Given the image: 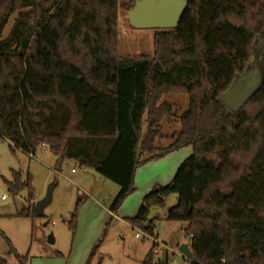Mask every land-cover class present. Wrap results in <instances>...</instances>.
Instances as JSON below:
<instances>
[{"label": "trees", "instance_id": "trees-1", "mask_svg": "<svg viewBox=\"0 0 264 264\" xmlns=\"http://www.w3.org/2000/svg\"><path fill=\"white\" fill-rule=\"evenodd\" d=\"M188 2L176 29L155 32L151 56L122 59L119 0H0V138L26 155L46 144L118 185L111 214L135 191L140 166L191 147L172 182L147 194L128 223L155 236L160 218L151 210L176 194L165 220L186 225L190 264H264V61L256 60L262 86L243 109L219 101L252 55L264 58V0ZM167 94L189 97L169 135L177 116ZM24 188L33 205L30 181L16 175L11 193ZM17 217L38 218L30 209ZM142 264H153L152 249Z\"/></svg>", "mask_w": 264, "mask_h": 264}, {"label": "rangeland", "instance_id": "rangeland-1", "mask_svg": "<svg viewBox=\"0 0 264 264\" xmlns=\"http://www.w3.org/2000/svg\"><path fill=\"white\" fill-rule=\"evenodd\" d=\"M131 1L119 0V56L122 59L149 57L153 54L154 34L161 30L133 28L127 16ZM11 25L12 22L7 27L5 35ZM163 100L174 106L177 116L173 125L163 124L166 127L165 132L169 135L178 130L176 121L187 110L189 97L182 94H167ZM169 142L164 141L163 146L169 145ZM191 155V147L183 148L169 156L166 166L168 168L174 161L178 164L177 171ZM58 160L59 158L49 151L45 152L42 147L38 149L35 158L20 150L12 151L9 143L0 138V257L8 264H22L17 255L26 258V264H87L99 240H103L90 259V264H142L152 249L150 238H137V234L144 233L133 228L127 219L116 220L110 219V216L106 217L110 204L120 190L119 186L73 160H63L61 170H55ZM149 165L145 164L137 169L135 191L127 197L117 215L125 214L126 217L136 215L146 195L145 185L156 175V169L165 166V162L158 166ZM16 175L22 184L30 181L35 198L32 204L43 200L51 185L56 186L52 202L45 209L44 218L17 217L19 213L31 210L33 205L29 202L28 189L24 188L16 196L11 193L10 184H15ZM79 198L82 203L74 235L69 222ZM177 200L178 196L173 194L163 208H154L150 213L151 219L158 216L160 218L156 220L155 236L158 234L159 242L173 250L187 244L184 234L186 225L165 220L167 211L177 204ZM51 235L54 239L53 244L49 243ZM8 242L15 253L11 252ZM162 257V255L155 257L154 261ZM181 261L177 259L178 263Z\"/></svg>", "mask_w": 264, "mask_h": 264}, {"label": "water", "instance_id": "water-1", "mask_svg": "<svg viewBox=\"0 0 264 264\" xmlns=\"http://www.w3.org/2000/svg\"><path fill=\"white\" fill-rule=\"evenodd\" d=\"M188 4V0H134L128 7L127 16L130 25L135 29L174 30L184 16ZM256 60L263 62L264 58L261 56L257 59L252 55L249 69L237 76L228 90L219 97V101L233 113L243 109L262 86L263 72ZM62 161L63 158H59L55 170H61ZM55 187L51 185L45 198L33 204L31 212L35 216L45 217V209L52 202ZM47 225L48 223L45 224ZM49 243H54L52 235ZM178 251L191 262L194 260L188 244L181 245Z\"/></svg>", "mask_w": 264, "mask_h": 264}, {"label": "crops", "instance_id": "crops-1", "mask_svg": "<svg viewBox=\"0 0 264 264\" xmlns=\"http://www.w3.org/2000/svg\"><path fill=\"white\" fill-rule=\"evenodd\" d=\"M181 151V150H180ZM180 151H177V152H180ZM176 153V152H174ZM172 153V154H174ZM172 154H169L168 156L160 159V160H157V161H152L150 163H148L147 165L149 166H158L159 164H162V162L164 161L165 162V166H160V169L159 170H155L156 172V175L154 177H152V180L148 182L147 185H145V188H144V193L147 195L149 194L152 190H154L155 188L154 187H159V186H166L168 184H170L173 180V173L174 171H176V168L178 167V164H176V162L173 161V163L171 165L166 166V163H167V159L169 158V156H171ZM29 156V155H28ZM35 156V155H34ZM63 162V161H62ZM146 170V169H145ZM148 170V169H147ZM74 171V170H73ZM147 172V171H145ZM177 172V171H176ZM136 176V175H135ZM145 195V196H146ZM144 196V197H145ZM143 201V199H142ZM92 202V201H91ZM142 204V202H141ZM140 204V206H141ZM140 208V207H139ZM139 210V209H138ZM120 213V212H119ZM136 213V212H135ZM138 213V211H137ZM136 213V215H137ZM135 215V216H136ZM112 217V218H115L116 220H119V219H128V218H133L132 216L131 217H126L125 214H121V215H117V214H111L109 209H108V214H106V217ZM134 216V217H135ZM158 237V234L157 236Z\"/></svg>", "mask_w": 264, "mask_h": 264}, {"label": "built area", "instance_id": "built-area-1", "mask_svg": "<svg viewBox=\"0 0 264 264\" xmlns=\"http://www.w3.org/2000/svg\"><path fill=\"white\" fill-rule=\"evenodd\" d=\"M41 147L45 152L49 151V146L46 144H42ZM31 158H35L33 154L29 155ZM4 199V198H2ZM145 237H149L152 242V256H153V264H156V262L161 259L159 258L157 261H154L155 257L163 256L165 254H168L171 256V260L169 264H190L191 261L188 260L185 256H183L179 251L178 248L176 250L170 249L167 245H164L159 242L158 237L156 236H144V234H137V238L144 239ZM177 259H181V263L177 262Z\"/></svg>", "mask_w": 264, "mask_h": 264}]
</instances>
